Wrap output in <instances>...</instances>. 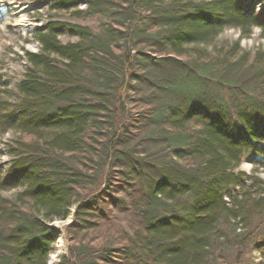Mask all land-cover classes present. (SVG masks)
I'll use <instances>...</instances> for the list:
<instances>
[{
	"label": "trees",
	"instance_id": "trees-1",
	"mask_svg": "<svg viewBox=\"0 0 264 264\" xmlns=\"http://www.w3.org/2000/svg\"><path fill=\"white\" fill-rule=\"evenodd\" d=\"M50 10L98 24L48 21L16 90L0 80V137L11 133L0 264H47L52 223L71 215L57 264H255L253 251L264 264V51L195 48L225 28L264 37V8L53 0ZM254 154L253 171L238 170Z\"/></svg>",
	"mask_w": 264,
	"mask_h": 264
},
{
	"label": "rangeland",
	"instance_id": "rangeland-1",
	"mask_svg": "<svg viewBox=\"0 0 264 264\" xmlns=\"http://www.w3.org/2000/svg\"><path fill=\"white\" fill-rule=\"evenodd\" d=\"M52 3L53 0H0V80L7 83L12 90H16L18 83L23 78L26 68L25 52L39 51V43L34 38L36 29L52 19L88 25L92 29H97V17L75 18L66 12L57 13L50 10ZM241 4L256 13L264 8V0H241ZM60 40L66 42L74 40V38L65 34L60 37ZM237 40H239V46L248 53L250 58L256 50L264 51V37H261L258 27H253L248 37L241 36L236 28H225L211 42L196 45L195 48L212 52L221 47L231 46ZM10 138V132L0 137V163L4 168L9 165V157L3 147ZM256 146L261 147L260 144ZM254 158L255 154L242 158L238 170L250 174L253 171L252 161ZM257 175L264 180V168L260 167ZM13 193L10 191L4 195L12 197ZM71 221L72 215L66 220H56L52 223L59 229V235L47 264H57L61 254L66 252L67 241L64 228ZM252 256L255 264H260L261 258L256 251L252 252Z\"/></svg>",
	"mask_w": 264,
	"mask_h": 264
},
{
	"label": "bare ground",
	"instance_id": "bare-ground-1",
	"mask_svg": "<svg viewBox=\"0 0 264 264\" xmlns=\"http://www.w3.org/2000/svg\"><path fill=\"white\" fill-rule=\"evenodd\" d=\"M242 168H244V166L242 165Z\"/></svg>",
	"mask_w": 264,
	"mask_h": 264
}]
</instances>
